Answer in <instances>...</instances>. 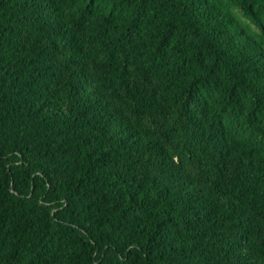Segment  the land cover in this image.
Returning <instances> with one entry per match:
<instances>
[{
  "label": "trees",
  "instance_id": "16d2710c",
  "mask_svg": "<svg viewBox=\"0 0 264 264\" xmlns=\"http://www.w3.org/2000/svg\"><path fill=\"white\" fill-rule=\"evenodd\" d=\"M0 264H264V0H0Z\"/></svg>",
  "mask_w": 264,
  "mask_h": 264
}]
</instances>
